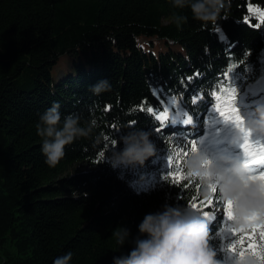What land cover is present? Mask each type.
<instances>
[{"label":"trees","instance_id":"trees-1","mask_svg":"<svg viewBox=\"0 0 264 264\" xmlns=\"http://www.w3.org/2000/svg\"><path fill=\"white\" fill-rule=\"evenodd\" d=\"M226 5L216 24H204L172 0H0V264H53L68 252L70 264H113L134 247L145 214L193 204L204 213L224 203L211 189L204 195L184 161L193 143L206 152L201 130L217 106L236 107L243 120L253 84L264 79V0ZM176 16L188 19L178 27ZM101 80L111 87L94 94ZM53 102L61 120L71 113L82 127L94 126L50 167L36 124ZM149 106L168 108L170 120L181 112L177 124L191 116L194 125L157 133ZM136 130L150 134L155 155L143 166L113 168L112 141ZM78 162L90 169L68 174ZM199 218L225 264L240 252L253 255V229L254 243H264V218L243 227L227 220L223 231L210 216ZM117 227L131 232L121 248Z\"/></svg>","mask_w":264,"mask_h":264},{"label":"clouds","instance_id":"clouds-1","mask_svg":"<svg viewBox=\"0 0 264 264\" xmlns=\"http://www.w3.org/2000/svg\"><path fill=\"white\" fill-rule=\"evenodd\" d=\"M175 8H188L192 19L201 23L216 24L221 12L227 7L226 0H172ZM187 16H176L174 22L179 27ZM108 80H101L91 87L94 94L110 89ZM59 102H53L36 124L41 137V152L45 163L55 167L65 155V147L81 137H88L94 122L87 127L80 124V116L68 114L61 120ZM243 117L240 127L230 131L232 145L238 144L245 132L264 137V104L257 105L251 113ZM123 145L121 148L120 145ZM115 147L108 160L113 168H134L143 166L156 153V145L150 134L136 130L123 135L114 143ZM189 176L198 178L204 185V195H210V186L215 185L223 202L231 200L235 224L243 227L252 213H264V190L259 182L251 180L244 162L235 155L219 154L215 159L202 151H193L184 161ZM139 235L134 239V247L127 254L114 256L113 264H225L210 244L207 224L197 215L174 206L147 213L138 224ZM119 248L129 241L131 232L126 227L113 230ZM72 253L55 258L53 264H70ZM231 264H258L254 255H235Z\"/></svg>","mask_w":264,"mask_h":264},{"label":"snow or ice","instance_id":"snow-or-ice-1","mask_svg":"<svg viewBox=\"0 0 264 264\" xmlns=\"http://www.w3.org/2000/svg\"><path fill=\"white\" fill-rule=\"evenodd\" d=\"M225 19H226V17H225ZM214 32H215V34H219L221 32L220 27L219 26L215 27ZM220 39L223 40L224 37L220 36ZM248 55H249V53L245 52V56L242 59L243 62L245 61V59L247 58ZM232 96L235 99V88H233V90H232ZM193 103H195V100H193ZM216 111L219 113V116L224 118L225 121H231L237 127H240L243 130V127H242L243 121L241 119V116L239 114H237L236 107H226L225 110H221V108L219 106H217ZM147 112L149 114L156 112V114L154 115V120L157 122V125H158L155 129V131L157 133H163L164 129L168 128L170 126L180 127V128L187 131L188 126L192 124V117L191 116H188L187 118H184V119H180L179 124H177V118L180 117V115H181L180 112H174L173 117L170 120L168 108H163L162 110L157 111L152 106H149L147 108ZM167 135L176 136L177 132L173 131L171 133H167ZM248 135L249 134L247 132H245V143L243 145V148H244V151L246 153H248L249 159L245 160L244 167L248 171H250L253 168V166L264 164V149H259L256 152H253L250 148L249 143H248ZM105 139H107V137ZM112 143L114 144L115 140H113ZM191 148H192V152L196 151L197 150L196 144L193 143L191 145ZM104 155L105 154L103 152L100 153L101 158H103ZM249 178L253 181L259 182L261 189L264 190V171H261L258 175L250 174ZM162 179L167 181L168 176H163ZM172 181L174 183H179V177L178 176H172ZM210 189L214 193L217 192V187L215 185H211ZM206 204L210 206L212 204V200L206 201ZM225 206H226L227 219L229 221H231L234 219L233 202L231 200H229V201L225 202ZM192 207L195 208L196 204H193ZM203 215L205 217H208L210 215V213L208 211H205L203 213ZM257 217L264 218V213H252L250 216H248L246 218V222L250 221V220H254ZM214 219H215V217H213V220ZM232 231H237V230L233 229ZM238 231L243 232L244 228H241ZM210 234L211 233L209 230V236H210ZM255 235H256V230L253 229L252 236L248 237V239H249V251H251L253 255L258 256L259 259L262 261V264H264V243H261L259 246H257L254 243ZM259 236H260L261 240L264 241V223H262L260 225ZM240 243H243V238H241ZM235 249H236V245L233 244V245L229 246L228 251L234 252ZM240 255L243 256L244 253L240 252Z\"/></svg>","mask_w":264,"mask_h":264},{"label":"rangeland","instance_id":"rangeland-1","mask_svg":"<svg viewBox=\"0 0 264 264\" xmlns=\"http://www.w3.org/2000/svg\"><path fill=\"white\" fill-rule=\"evenodd\" d=\"M258 15H261V12L257 13ZM250 98H251V104L252 109L256 107L257 104L263 103L264 104V89L256 88L255 85L252 86L250 91ZM216 114L212 115L211 118L206 123V127L204 128V132L202 134V142L205 148L208 149V151H214V152H220L222 154H231L237 156L239 159L244 160L249 157L248 153L244 151V148H239V146L242 143H245V135L242 138V140L236 144L235 146L230 143L231 134L230 131L232 128L237 127L233 122L231 121H225L223 117L219 116V113L214 110V113ZM170 114V113H169ZM182 115H180L181 117ZM179 118V117H178ZM177 118V119H178ZM243 121V120H242ZM244 125V122L242 124V127ZM257 140H260L261 142L255 143ZM248 143L250 145V148L253 152H256L259 149H264V137L262 136H254L249 134L248 135ZM86 164L84 162H78L75 164L73 168H71L68 171L69 173H73L77 171L79 168H85V170L90 169V166L85 167ZM80 191L75 192L78 194ZM225 206V202H224ZM224 206H216V213L219 214L224 208ZM191 214L194 215L193 212H195V215L199 216L201 212L197 209L189 210Z\"/></svg>","mask_w":264,"mask_h":264}]
</instances>
